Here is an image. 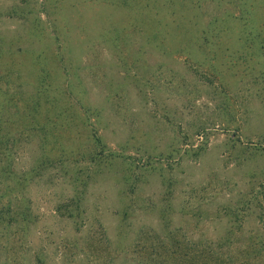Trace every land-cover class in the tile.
Listing matches in <instances>:
<instances>
[{
	"label": "rangeland",
	"instance_id": "1",
	"mask_svg": "<svg viewBox=\"0 0 264 264\" xmlns=\"http://www.w3.org/2000/svg\"><path fill=\"white\" fill-rule=\"evenodd\" d=\"M263 29L264 0H0V128L32 217L0 264L264 235Z\"/></svg>",
	"mask_w": 264,
	"mask_h": 264
},
{
	"label": "trees",
	"instance_id": "2",
	"mask_svg": "<svg viewBox=\"0 0 264 264\" xmlns=\"http://www.w3.org/2000/svg\"><path fill=\"white\" fill-rule=\"evenodd\" d=\"M248 33L250 34L249 31ZM256 33L259 36L264 35V29ZM253 35H255L254 32ZM10 137V134L2 133L0 128V146L2 143L5 144L4 148H0V245H3L5 239L8 240L10 236L16 234L15 226L17 225L24 233H27L32 221L30 202L25 197L19 202L18 195L14 193L17 190L22 192L28 178L27 174L19 178L12 168L16 153L12 151L14 145ZM233 220L234 223L241 224L243 218L236 215ZM236 237V230L232 228L221 238H205L203 241H207V244L203 248L198 246L196 250L188 249L187 252L175 249L163 260L159 258L163 252L156 247L158 244H149L143 247V251H139L143 254L139 263L170 264L169 257L173 254L176 264H188V262L191 264H264V235H250L245 245L225 249L224 243L233 242ZM179 246L180 244L177 245ZM185 248L188 247L185 246Z\"/></svg>",
	"mask_w": 264,
	"mask_h": 264
}]
</instances>
